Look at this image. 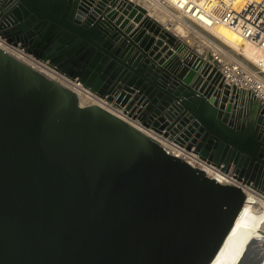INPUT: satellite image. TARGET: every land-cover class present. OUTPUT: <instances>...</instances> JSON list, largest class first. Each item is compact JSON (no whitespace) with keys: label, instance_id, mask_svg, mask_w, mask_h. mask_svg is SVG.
I'll return each instance as SVG.
<instances>
[{"label":"water","instance_id":"water-1","mask_svg":"<svg viewBox=\"0 0 264 264\" xmlns=\"http://www.w3.org/2000/svg\"><path fill=\"white\" fill-rule=\"evenodd\" d=\"M0 38L264 195V106L236 112L140 4L0 0ZM243 201L0 47V264H208Z\"/></svg>","mask_w":264,"mask_h":264},{"label":"built area","instance_id":"built-area-1","mask_svg":"<svg viewBox=\"0 0 264 264\" xmlns=\"http://www.w3.org/2000/svg\"><path fill=\"white\" fill-rule=\"evenodd\" d=\"M160 8L172 7L180 17L190 20L202 29H209L213 26H225L233 30L241 39L251 41L261 49V57L256 67L251 68L240 59L234 57L229 48L213 37H200L201 49L195 53L189 52L185 60H192L197 54L201 57L202 63L209 64L208 72L214 68L208 82L216 86L220 78L227 84L229 90L235 87L238 90L237 97H229L234 110L240 113H247L250 99L256 100L260 106H264V0H149ZM8 44V43H7ZM10 45V44H9ZM16 58L25 62L32 68L45 76H50L64 87L70 89L78 96H85L82 105L104 103L109 107L116 105L99 96L89 88L85 87L77 78H71L58 71L47 61H43L26 52L19 46L10 45ZM11 54V53H10ZM239 57V55H238ZM216 73L219 78H216ZM54 77V78H53ZM216 81V82H215ZM243 92V93H242ZM79 103V101H78ZM257 113L264 123V112L257 108ZM128 117L138 122L149 132H154L164 144L157 142L172 155H175L190 165L202 170L206 176L222 184H235L240 182L232 173L221 169L215 163L199 156L198 153L187 150L183 145L172 139L163 136L150 127L144 126L136 117L125 111ZM145 134V133H144ZM148 136V135H147ZM154 140V139H153ZM241 187V186H240Z\"/></svg>","mask_w":264,"mask_h":264},{"label":"bare ground","instance_id":"bare-ground-1","mask_svg":"<svg viewBox=\"0 0 264 264\" xmlns=\"http://www.w3.org/2000/svg\"><path fill=\"white\" fill-rule=\"evenodd\" d=\"M132 1L144 7L151 18H154L158 22L163 21V27L168 31H172L169 30V25H172L171 22L174 20L179 22V24H175L176 26H174V28L176 27L180 30L184 27L182 25V21L184 23L186 22L189 24H195L188 19L180 17V15H178V13L170 6H168L169 11L166 9L168 18L166 21H164L163 19L166 16L163 15L162 11H160L162 8L144 0ZM162 10L164 11V8ZM197 29L201 31V34H203L204 37H213L215 40H218L220 43H223L226 47H228L229 50H233L235 54L239 55L243 62L246 61L250 63V65L254 66V68L256 67V63L261 57V49L255 43L239 38L233 30L225 26H213L209 29H202L201 27L197 26ZM174 34L178 41V47L180 48L181 53H195V51L190 49V47L180 37H178L175 32ZM0 47L15 55L13 53L14 51H9L12 49L11 46L1 38ZM84 98L85 96H78L80 105L85 102ZM98 105L115 114L140 132L145 133L148 135V137L160 142L161 144H164L154 132H149L138 122L133 120L131 117H128L123 107H109L104 103H98ZM240 186L244 193L243 204L239 209V212L235 217L231 228L224 237L220 247L208 264H239L245 248L256 241L261 242L263 248V257L260 264H264V195L256 192L255 189H252L249 186L242 184H240Z\"/></svg>","mask_w":264,"mask_h":264},{"label":"rangeland","instance_id":"rangeland-1","mask_svg":"<svg viewBox=\"0 0 264 264\" xmlns=\"http://www.w3.org/2000/svg\"><path fill=\"white\" fill-rule=\"evenodd\" d=\"M134 1H136V0H134ZM144 1H146V2H148V3H150V1L149 0H144ZM157 9L159 10V8L157 7ZM163 9V8H162ZM162 9H160V11H162L163 12V15H165L166 17V19L164 18L163 20L164 21H166L167 20V18H168V14H167V12H166V9L168 10L169 8L167 7V6H165V8H164V11L162 10ZM169 11V10H168ZM162 14V13H161ZM160 23H162V25H163V21H161ZM172 23V25L170 24L169 25V30H172L173 32H175L176 33V35L178 36V37H180L189 47H190V49H193V50H196V52H198V50L199 49H201V46H200V44H199V38L200 37H204V35L203 34H201V31H199V29H197V25H195V24H189V23H184L183 21H182V25L184 26L181 30L180 29H177L176 27L174 28V26H176L175 24L176 23H178L179 24V22L178 21H172L171 22ZM230 52H231V54L234 56V57H236L237 59H240V57H238V55L237 54H235L234 52H233V50H230ZM245 63V62H244ZM246 65H248L250 68H251V65H250V63H248V64H246ZM256 192H258V191H256ZM258 193H260V192H258Z\"/></svg>","mask_w":264,"mask_h":264},{"label":"flooded vegetation","instance_id":"flooded-vegetation-1","mask_svg":"<svg viewBox=\"0 0 264 264\" xmlns=\"http://www.w3.org/2000/svg\"><path fill=\"white\" fill-rule=\"evenodd\" d=\"M16 55V54H15Z\"/></svg>","mask_w":264,"mask_h":264}]
</instances>
